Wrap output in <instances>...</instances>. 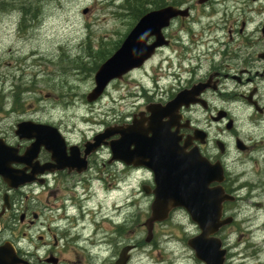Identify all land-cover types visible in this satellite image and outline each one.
<instances>
[{"label": "clouds", "instance_id": "1", "mask_svg": "<svg viewBox=\"0 0 264 264\" xmlns=\"http://www.w3.org/2000/svg\"><path fill=\"white\" fill-rule=\"evenodd\" d=\"M123 2L7 0L0 6V137L8 139V149L16 157H25L41 143L36 137L16 154L22 127L34 126L21 122L31 121L52 125L49 131L61 145L57 152L45 143L39 158L34 151L27 162L9 161L8 169L22 173L14 184L0 174V264H55L49 260L53 255L75 262L76 253L85 264H208L197 247H189L196 240L211 242L215 264H224L221 248L230 249L227 264H264V0H211L203 9L193 8L184 20L171 18L183 13L169 10L160 24L143 27L145 19L129 21L117 14ZM195 3L185 0L178 7L188 9ZM162 26L170 43L161 36ZM134 32L121 70L128 73L127 80L139 81L143 90L132 99H122L113 81L103 99L91 103L103 82L94 85L87 71L74 67L65 72L61 66L94 68L90 40L97 47L101 39L123 40L111 57L114 60ZM161 53L167 57L164 67ZM18 88L27 89L21 95L32 98L31 110L16 103ZM253 88L258 89L255 104L248 95ZM43 90L53 95L45 97ZM169 105L174 106L171 115L160 117L162 131L175 140L181 155H194L214 170L205 188L216 192L217 199L214 217L202 220L187 204L169 199L165 231L152 241L150 226L138 227L136 221L147 219L156 204L155 170L116 156L112 146L122 139L120 132L111 134L115 139L108 146L100 145L107 130L130 128L134 122L151 139L149 106ZM121 121L122 126H114ZM57 127L75 146L68 154ZM135 148L128 144L130 152ZM89 152L95 157L93 170L84 172ZM113 160L122 163L113 165ZM58 169H65L62 181L58 175L36 177L37 172ZM129 176L136 178L130 188ZM25 182L31 183L18 187ZM58 182L61 198L47 203L43 193L55 190ZM96 185L124 191L96 193ZM150 189L152 194L144 195ZM114 197L119 200L113 209ZM229 198L231 205L221 209V201ZM24 212L29 219L21 224ZM222 224L230 226L214 238Z\"/></svg>", "mask_w": 264, "mask_h": 264}, {"label": "water", "instance_id": "2", "mask_svg": "<svg viewBox=\"0 0 264 264\" xmlns=\"http://www.w3.org/2000/svg\"><path fill=\"white\" fill-rule=\"evenodd\" d=\"M169 10L183 13V15L180 16L187 15V10H177L168 5L145 13L141 17L145 19V21L142 22L141 27L145 24H160L164 15ZM139 30L140 29L138 28L136 31L138 32ZM163 30L164 28L162 26L160 31L161 36L164 39L162 33ZM135 34L136 32L133 33V37H130L129 43L125 45V49L118 53L114 60H112L111 57L115 55L117 50L98 67L100 71L95 72L93 81L94 85L103 82V88L100 89L99 94L93 101H91V103L96 101L103 94L111 81L121 79L123 75L127 74V72H124L121 69L127 63V48L130 46L131 39L134 38ZM122 44L123 41L120 46ZM162 46L165 45H160L159 47ZM119 47L117 49H119ZM159 47L154 50V53ZM95 91L96 88L94 87L92 92ZM151 112L153 113L151 120L152 123L158 127L161 126V123L159 124L161 115L156 114L155 111ZM48 129L49 127L42 125H34L33 127L23 126L20 133L22 137L19 138L34 140V138L38 137L41 141L39 145L40 147L48 140ZM159 129H162V127ZM114 132H120L122 135V139L119 142L114 143L112 146L113 149H115L117 157L129 162L146 163L149 167L155 170L156 182L158 185L156 190L157 200L154 209H151V217L148 220V224H146L150 226V230L152 223L162 221L166 218L164 208L169 199L187 204L190 210L193 211L194 217L197 219L202 220L205 217L212 219L214 217L217 193L214 191H208L205 188L206 183L214 178L213 169H208V167L203 164L202 161L195 158L194 155H181V150L174 147V144L172 147L167 145V141L164 138L161 139L160 137H154L153 139H146L142 137L141 134H135L133 129L131 131L120 129L115 130ZM104 135H108L106 137V139H108L110 137V132L106 131ZM50 142L54 148H57V143L52 137H50ZM130 143L135 144L136 148L134 151L129 152L130 154H126L125 150L128 149V144ZM30 151L31 149L29 152ZM29 152L26 153V155L29 154ZM23 161V159L20 160V162ZM201 198H204V203L202 202L200 204L199 200ZM222 225L217 227V229ZM190 245L197 247L200 257L208 260V264H215V252L211 242L196 240L191 242Z\"/></svg>", "mask_w": 264, "mask_h": 264}, {"label": "flooded vegetation", "instance_id": "3", "mask_svg": "<svg viewBox=\"0 0 264 264\" xmlns=\"http://www.w3.org/2000/svg\"><path fill=\"white\" fill-rule=\"evenodd\" d=\"M184 2H185V0H172V6L175 9L182 10V11L183 10H187V15L186 16H178V17H176V18L181 19V20L186 19L187 16L191 14V11H192L193 8L203 9L206 5H208L211 2V0H196V3L194 5H192L188 9H181V8H179L178 5L181 4V3H184ZM162 33H163V36H164V30L162 31ZM164 39L166 40L167 43H170L169 38L167 36H164ZM165 46H167V45H165ZM165 46L159 47L156 50V52H160V49L163 48V47H165ZM181 54L183 55L184 53L182 52ZM261 56H264V53H261ZM166 58H167L166 55L163 54V53H161V67H164L163 61ZM127 76H128V74L126 76H124L122 78V80L116 81V84H120L122 82H126L127 81ZM249 83H251V81H249ZM155 86L158 87V88L163 87L159 83H157ZM135 88H136L135 91H132V88L131 89H128L125 98H128V99L134 98L136 95H138L143 90V85L141 83H136L135 84ZM205 90H207V89H205ZM22 91H27V89H19V88L17 89L16 98H15L16 99V103L18 105L22 106V107L26 105V110H29V108L32 107V104L29 105V104H26L25 103V100H23V96L21 95V92ZM257 91H258V89L253 88L248 93V95L251 96L252 102L254 104H255V100H256V93H257ZM1 99H2V97H0V100ZM173 107H174L173 105H169V107L167 109H160L158 106H155V107L149 106V109L148 110L149 111H155L156 114H159L161 116L163 114L164 115H171V112H172ZM256 107L259 108V105L257 104ZM140 111H141V109H138V112H140ZM261 114H264V112H261ZM221 119H223V117ZM21 123H27V124H33V125H44V126H48L50 128L52 127V125L36 124L35 122H31V121H24V122H21ZM122 123H123V121H121L120 123H117L114 126L120 127V126H122ZM159 124H160V122H159ZM160 125L161 126L158 127L157 125L153 124L152 121L150 122V128L148 130H150V131L153 132L152 139L154 137H156V138L157 137H160L161 139L164 138L167 141V145H169V146L172 147L173 144H174V147H176L175 140L172 137L168 136L165 131H162V129H164L165 126L162 125V124H160ZM160 127H162V129H159ZM117 129H123V130H128V131H131L133 129L134 132H135V134H141L142 137L146 138L145 137V130L141 129L140 126H139V124L136 123V122H134L133 126L131 128H129V129L128 128H126V129L125 128H113V129H110V131L112 132V131L117 130ZM55 131H56V134L58 136H60L62 139H64L63 151H64L65 154H68L69 149L72 148V147H75V146L68 144L67 138L64 137V133L61 131V129L59 127H57L55 129ZM181 131H185V130L184 129H181ZM48 132H49V137H47L48 140L46 141V143L50 147L54 148L53 145H52V143L50 142V137H52L56 141V143H57V148H54V149L57 152H60L61 145L56 140V138L51 134V132L50 131H48ZM17 139H19V137H17ZM113 139H115V136L114 135L113 136H110L107 140L104 141V143L100 147L102 148V147L108 146L109 144H111V142H112ZM176 139H178V138H176ZM32 141H33V139L32 140H25V139L20 140L21 147L17 150V153H16L17 156H19L23 152V150H24L23 149V144L25 142H32ZM9 147H10V145L8 143V139L5 138V137H0V174H5L6 175V178L9 180V182L11 184H14V183L18 182L20 180V178H22V173H16V172L11 171L10 169H8L7 165H8V162L9 161L20 162V159L21 158L16 157L14 150L8 149ZM200 147H203V145H200ZM34 149L37 150V152H36L37 158H39L41 156V154L46 151V149L44 148V145H42V146H40L38 148H34ZM35 150L31 149L30 152L28 151L29 154L25 155V157L22 158L24 160L23 162H27L28 160H30V158L35 154V152H34ZM111 150L112 149L109 148V151H111ZM113 150L115 152V149H113ZM78 151L83 152V149L82 148H79ZM129 152L130 151L128 149L125 150V153L126 154L127 153L130 154ZM94 159H95V157H94L93 153L89 152L88 157L85 160L84 172H92ZM112 163H113V165H119L120 163H122V161L113 160ZM133 163H137V162H133ZM202 163H203V161H202ZM97 168H99L98 165H97ZM208 169H210V168H208ZM82 174L83 173H79V174H76V175H82ZM45 175H58L59 178H60V180L62 181V180L65 179V169H58L56 173H48L47 171H45V172H37L36 173V177L37 178H40V177L45 176ZM71 178H72L71 176L68 177V179H71ZM132 179H136V178L134 176H129L127 178L126 187H129V188L131 187V181H132ZM30 183L31 182H27L25 184L22 183L23 185L19 184L18 187H20V188L28 187ZM40 187H43V183H41ZM144 187L145 186H142L141 187V191L144 190ZM100 188L101 189H105L103 185H100ZM115 189H123V188L114 187V188L109 189L107 191H111V190H115ZM123 191H124V189H123ZM225 191L227 192V189H225ZM151 194H152V190L151 189L148 192H145L144 193V195H146V196L151 195ZM61 195H62V186L58 182L57 187H56L55 190H53V191H45L43 193V198H44V200L47 203H51L53 201H58L61 198ZM199 201H200V204L202 202L204 203V198H201ZM231 203H232V199L231 198L225 199V200L221 201V209L230 206ZM9 207L10 208L13 207V205L11 204V202H10ZM8 212H9V209H5L4 215H7ZM149 216H150V210H149V214H148L147 219L149 218ZM38 217H39V213L38 212L37 213H33V222L36 219H38ZM28 219H29L28 213L27 212H24V213L21 214L20 223L21 224H26L28 222ZM147 219H144L143 220L142 226H143V224L146 223ZM2 220H3V216H0V221H2ZM166 223H167V219L165 221L156 222V223H153L152 224V238H151L152 241H155L156 240L157 229L163 228V226ZM229 226L230 225L224 224L222 227H220V229L216 233V236L220 232H222L225 228H227ZM97 227H99V225H97ZM189 247H192V246H189ZM221 250L224 251V264H227V262H228V260L230 258V255H231L230 249H223V248H221ZM55 251H56V249L54 248L53 249V252L55 253ZM76 257L77 258H76L75 262H73L71 259H69L66 262H64V261L61 260L60 256H56V255L51 256L49 258V260L50 261H55V264H85L84 258L79 253H76Z\"/></svg>", "mask_w": 264, "mask_h": 264}, {"label": "rangeland", "instance_id": "4", "mask_svg": "<svg viewBox=\"0 0 264 264\" xmlns=\"http://www.w3.org/2000/svg\"><path fill=\"white\" fill-rule=\"evenodd\" d=\"M7 2V0H0V6H3V4L4 3H6ZM119 7V6H118ZM83 12H84V14H86V15H90V11L88 10V9H84L83 10ZM120 13H122V12H120ZM120 13H117L118 15H120ZM124 14V13H123ZM125 16V18L126 19H128L129 21H130V17H128L127 15H124ZM122 41V40H121ZM121 41H119V42H116V43H113L112 41H104L103 39H101V41H100V43H99V47H97V43H96V41L95 40H90L89 41V45H88V48H89V52H90V54H93L94 56H95V58H96V61H98V59H97V57H96V53H107V52H110V54L111 53H113L116 49H117V47L115 48L114 46H115V44H117L118 43V45H119V43H121ZM100 55V54H99ZM109 57V54H107V57L105 58V57H103V59L101 60V62H98V66H99V64L100 63H103L107 58ZM97 66V67H98ZM74 67H79L80 68V70L81 71H87L88 73H89V78L92 80V82H93V76H94V72H95V70L97 69V67L96 66H94V68H92V69H88V68H86V67H84V66H78V65H72L71 63H69L68 65H62L61 66V71H65V72H70ZM136 83H140L139 81H131V80H127L126 82H122V83H120V84H116V86H115V88H114V91H117V92H119L120 93V96H121V98L123 99V98H125L126 97V93H127V90L128 89H131L132 88V91H135L136 90V88H135V84ZM94 84V83H93ZM105 94V93H104ZM43 95L44 96H46V97H50V96H52L53 95V93L51 92V91H48V90H43ZM104 96V95H103ZM103 96L97 101V102H99V101H101L102 99H103ZM31 97H24L23 96V100H25V103L26 104H29V105H31L32 104V102H31ZM2 100V99H1ZM69 100H71V96H69ZM96 102V103H97ZM122 107L123 106H121V110H122ZM33 108V104H32V107L31 108H29V110H31ZM99 115H103L104 113H98ZM135 181V179H132V181H131V186H132V184H133V182ZM95 192L96 193H100V192H105V191H107L106 189H101L100 188V185H96L95 186ZM113 191H115V192H123V189H115V190H111V191H107V194H111V192H113ZM118 200H119V197H114L111 201H110V206L114 209L115 208V205H116V203L118 202ZM143 220L144 219H138L137 221H136V224H137V226L139 227V226H142V223H143ZM163 231H165V229H164V227L163 228H159V229H157V236H156V239L158 238V236H159V234L161 233V232H163Z\"/></svg>", "mask_w": 264, "mask_h": 264}, {"label": "trees", "instance_id": "5", "mask_svg": "<svg viewBox=\"0 0 264 264\" xmlns=\"http://www.w3.org/2000/svg\"><path fill=\"white\" fill-rule=\"evenodd\" d=\"M166 5H172V0L171 2L170 0H124V2L119 5V8L122 12L120 13V15H127L128 17H130L131 21L134 18H140L150 10L159 9ZM114 47H118V43L115 44ZM107 54L110 55V52H107L105 54L96 53V57L98 59L95 64L96 67L98 66V62H101L103 57H107Z\"/></svg>", "mask_w": 264, "mask_h": 264}]
</instances>
